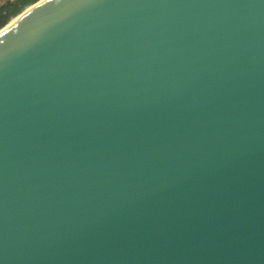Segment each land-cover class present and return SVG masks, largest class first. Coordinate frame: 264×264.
Segmentation results:
<instances>
[{
	"label": "water",
	"instance_id": "water-1",
	"mask_svg": "<svg viewBox=\"0 0 264 264\" xmlns=\"http://www.w3.org/2000/svg\"><path fill=\"white\" fill-rule=\"evenodd\" d=\"M31 4L0 28V264H264V0Z\"/></svg>",
	"mask_w": 264,
	"mask_h": 264
},
{
	"label": "trees",
	"instance_id": "trees-1",
	"mask_svg": "<svg viewBox=\"0 0 264 264\" xmlns=\"http://www.w3.org/2000/svg\"><path fill=\"white\" fill-rule=\"evenodd\" d=\"M39 0H10L0 7V28L5 26L24 7Z\"/></svg>",
	"mask_w": 264,
	"mask_h": 264
},
{
	"label": "rangeland",
	"instance_id": "rangeland-1",
	"mask_svg": "<svg viewBox=\"0 0 264 264\" xmlns=\"http://www.w3.org/2000/svg\"><path fill=\"white\" fill-rule=\"evenodd\" d=\"M6 1H10V0H0V4L3 3V2H6ZM32 4H33V3H32ZM32 4H31V5H32ZM23 10H25V7H24V8H23L18 14H20ZM18 14H17V15H18ZM17 15H16V16H17ZM16 16H14L13 18H15Z\"/></svg>",
	"mask_w": 264,
	"mask_h": 264
},
{
	"label": "flooded vegetation",
	"instance_id": "flooded-vegetation-1",
	"mask_svg": "<svg viewBox=\"0 0 264 264\" xmlns=\"http://www.w3.org/2000/svg\"><path fill=\"white\" fill-rule=\"evenodd\" d=\"M6 2H8V1H6ZM6 2L1 3V4H0V7H2Z\"/></svg>",
	"mask_w": 264,
	"mask_h": 264
}]
</instances>
